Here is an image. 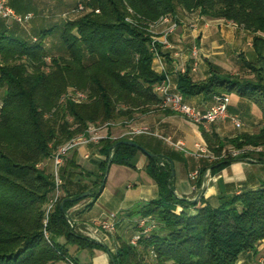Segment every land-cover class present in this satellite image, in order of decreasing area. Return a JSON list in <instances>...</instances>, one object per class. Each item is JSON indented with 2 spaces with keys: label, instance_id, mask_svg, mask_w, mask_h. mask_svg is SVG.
<instances>
[{
  "label": "trees",
  "instance_id": "1",
  "mask_svg": "<svg viewBox=\"0 0 264 264\" xmlns=\"http://www.w3.org/2000/svg\"><path fill=\"white\" fill-rule=\"evenodd\" d=\"M8 1L20 14L38 13L34 0ZM83 6L72 20L34 27L36 40L18 23L0 18V264H75L67 257V244L99 245L70 226L67 210L84 198H91L89 204L96 200L108 162L133 166L140 148L123 142L129 137L111 138L110 129L161 104L154 88L164 75L152 66L147 26L163 14L181 10L225 19L253 33L252 57L240 55L243 75L212 64L204 79L194 80L189 64L178 74L177 88L184 96L235 93L258 107L263 122L253 133L229 139L199 125L215 158L199 160L204 163L197 168L195 186L200 188L207 167L217 172L258 147L257 154L264 153V0H85ZM51 36L58 37L54 49L43 42ZM69 90L85 98L75 101L66 95ZM105 123H111L106 136L95 144L103 156L99 173L80 169L74 155L67 158L60 169L63 194L50 204L54 179L44 160L89 124ZM151 139L161 146L159 138ZM130 140L153 153L145 170L160 192L135 213L152 218L156 226L136 245L119 239L109 252L112 263L238 264L243 253L256 252L264 240V181L218 196L217 205L202 196L190 202L177 198L170 185L172 155L181 153L161 152L168 157L161 161L160 152L141 138ZM227 146L239 152L233 155ZM86 191L89 195L80 197ZM191 206L196 213H189Z\"/></svg>",
  "mask_w": 264,
  "mask_h": 264
},
{
  "label": "crops",
  "instance_id": "2",
  "mask_svg": "<svg viewBox=\"0 0 264 264\" xmlns=\"http://www.w3.org/2000/svg\"><path fill=\"white\" fill-rule=\"evenodd\" d=\"M34 3L36 5L35 0ZM4 21L8 24H12L11 22H13ZM186 35H191L193 40L197 39L201 45H203L204 50H206L200 62L199 69L195 72H190L194 80L204 79L210 64L230 74H238L232 73L229 70L233 65H238L237 69L239 71L243 68L241 57L239 56L240 54L234 58L236 54L234 50L240 45L243 46L245 42L244 38H246V59H250L253 55V33L232 21L202 17L199 21V29L197 31H191L185 26H182L168 38L169 41H172V47L168 49L161 48L163 52V65L170 76L172 87L176 90H178L176 80L180 73L176 68L180 66L181 63L188 64L189 61V55L187 53L178 52L186 46ZM175 52H178L179 55L175 56ZM152 66L157 73H161L162 63L153 59ZM228 96L229 114H243L244 118H246V121H243V126L235 127L230 119L226 118L211 124L205 130L208 132H215L221 139H229L243 132L253 133L263 125L260 111L253 102L238 95L235 100L231 98L230 94H228ZM184 98L190 105L199 109H205L213 104V95L205 96L199 94L187 97L184 96ZM115 126L110 129L112 135H115L112 131L113 128H116ZM139 126H147L152 131L160 135L170 136L174 139L173 141H178L182 144L181 148H179L165 143L159 138L161 140V146L158 147L151 141V137L158 139L155 135L145 134L144 137V135L141 134L143 136L140 137V134H138L133 136L134 138H141L143 143L151 148V150L159 151V158L161 161H168V157L161 152L169 153V151H173L181 153L180 156L174 153L173 155L171 154L173 157L171 163L174 168V176L170 177V185L177 198L192 199L196 196L198 190L203 187L200 196L209 204L217 205L218 196L239 192L245 186L256 188L264 181V153L258 155L256 150L251 151L248 156L232 161L217 172H211V169L207 167L202 175L201 186L198 189L193 181L197 176L191 178L190 174L197 170L199 165L204 163L203 160L200 162V159L207 158L208 162L212 160L204 155L197 157L192 154L196 152L200 145L206 146L207 148L206 141L200 131L199 125L188 121L181 114L164 108L159 104L143 114H137L133 121L123 127L124 130L127 131L130 128ZM104 129L107 131L106 128ZM228 147L229 146H227V149L229 151L233 150L231 146ZM158 148L160 150H158ZM72 155H74L75 163L78 164L80 169L93 172L94 175L99 173V163L103 159V156L97 152L94 143L72 149L67 153L65 162L66 159L70 158ZM86 155L87 157H85ZM134 159L133 169L137 171H146L145 167L148 155L140 150ZM85 163L88 164V166L85 167ZM46 165L47 170L50 172L52 167L49 158L45 163V166ZM111 165L112 164H110V166ZM84 181L89 183V180ZM136 184H138V186H136ZM105 186L106 181L100 195L91 204H89L91 201L89 197L86 202H77L67 210V214L74 225V230L100 245H92L90 248H83L78 247L76 244H67V257L73 260L75 264H112L109 252L115 251L119 239L127 241L137 228L136 223L140 216L135 212L150 200L156 199L160 192L156 181L151 178L147 180L145 184L127 183L125 200L115 197L112 202H108L106 199L105 202H101ZM113 191H115V189H113ZM199 197L196 201L190 202H198ZM196 211L197 210L192 206L189 208L190 214H194ZM110 213L117 214L116 231L114 233L103 232L94 224V222L106 218ZM58 240L61 243L64 242L63 238H59ZM256 256H260L261 260L264 258V240L257 246L256 252H246V262L248 263L249 260L253 261ZM52 264H67V262L60 260Z\"/></svg>",
  "mask_w": 264,
  "mask_h": 264
},
{
  "label": "built area",
  "instance_id": "3",
  "mask_svg": "<svg viewBox=\"0 0 264 264\" xmlns=\"http://www.w3.org/2000/svg\"><path fill=\"white\" fill-rule=\"evenodd\" d=\"M84 6L79 4L77 6L78 10L83 9ZM32 17V13L20 14L15 11V9L9 4L8 0H0V18L6 21H13L18 24L24 25L29 22ZM187 22L178 20L177 16H172L170 14L161 15L156 21L150 22L147 26V30L150 32L151 42L150 47L153 52V59L158 60L162 63L161 73L164 75L160 83H158L154 91L161 98V106L167 108L173 112L181 114L188 121L201 125L207 129L211 124L216 123L220 120L229 118L231 123L235 127H241L243 125L241 119L237 115L229 114L228 105H229V96L227 94H214L213 95V104L205 109H199L195 106L190 105L184 98V95L172 87L171 79L167 70L163 65L162 54L158 51V44L161 45V48H171L172 44L169 41V36L175 33L180 27L185 26L191 31H197L199 29V21L202 19L201 16H195L193 18H187ZM127 20H130L127 18ZM175 56L179 55L178 52H175ZM189 61L190 71L195 72L198 68V63L200 62V49L197 46L195 39L189 47ZM177 71L184 73L187 69V64H180ZM68 97L72 98L75 101H79L85 98V94L81 91H72L69 90L66 94ZM111 124V123H109ZM108 123L103 124L102 126H97L94 124H89L84 132H81L70 139L66 140L54 150L52 155L49 157L51 161V174L54 179V194L50 201V204L55 202L60 194V190L63 184L62 178L60 176V169L64 165L66 155L72 149H75L82 145H87L90 143H98V141L106 136L101 133L102 128H106ZM138 134H152L163 140L165 143L181 148L182 144L178 141H173L172 137L160 135L157 132L152 131L147 126L133 127L124 132V135L135 136ZM260 150L261 148H256ZM239 150L233 149L231 153L233 155L237 154ZM195 156H207L211 159L215 158L213 153H210L206 146H198L196 152L192 153ZM87 157V155L85 156ZM198 174V171L195 170L190 174L191 178H195ZM70 226L74 227L72 221H69ZM117 223V214L110 213L106 218H103L99 221L94 222V224L103 232L114 233L116 231ZM155 221L150 217H140L136 223V230L134 234L129 238V242L133 245L138 243V240L143 235L149 234L153 228H155ZM70 264H74L70 262Z\"/></svg>",
  "mask_w": 264,
  "mask_h": 264
},
{
  "label": "rangeland",
  "instance_id": "4",
  "mask_svg": "<svg viewBox=\"0 0 264 264\" xmlns=\"http://www.w3.org/2000/svg\"><path fill=\"white\" fill-rule=\"evenodd\" d=\"M84 1L85 0H35L38 13L33 14L32 21H29L28 23H26L24 25H21V24H14V25H17L19 28L24 30L29 38L36 40V37L33 33L34 27H39L43 24H47V25H50L53 23H59L60 24L66 20H72V19L80 16L81 12L77 11L76 8L79 4L84 5ZM176 16H177L178 20H182L183 22H187V20H189L187 18L195 17L191 13L188 15H185V13L181 10L176 14ZM185 38L187 40V42L185 44L186 46L184 48H182L181 50H179L178 52L188 54L189 47L193 43V38L191 37V35H189V36L186 35ZM244 39H245V42L243 43V46L240 45V46H238V48H235L234 51L236 52V54L234 55V58L237 57L238 54H240L246 58V38H244ZM195 41L197 43L198 48L200 49V55L199 56H200V62H201V60L203 59V54L206 53V50H204L203 45H201V43L197 39ZM43 42L45 43L46 48L54 49L53 46L58 42V37L57 36H51V37L44 39ZM170 42H172V41H170ZM229 59L232 60L231 58H229ZM47 60H49V58ZM200 62L198 63L197 69H199ZM237 66L238 65H233V67L229 71L232 73H238V74L243 75L244 74L243 71L242 70L239 71L237 69L238 68ZM230 95H231V98L233 100H235L237 95L235 93H231ZM237 116L241 119L242 123H243V121H246V118H244L243 114H237ZM123 126H124V123L116 124V126H115L116 128H113V130H112L115 133V135L111 134V138H118V137L125 136V137H129L131 139V137H133V136L124 135V132H126V131L124 130ZM121 127H123V128H121ZM104 132H105V129L103 127L101 130V133L104 134ZM172 140H174V139H172ZM46 161L47 160H44L43 164H45ZM132 163L134 164V161ZM84 165H85V167L88 166V164H86V163ZM45 167L47 169V165ZM151 178L152 177L147 173V171H137V170L133 169L132 166H129V165L112 163V165L110 166V168L108 170V174H107V178H106V186H105V190L103 191L104 192L102 195L103 197H101L102 198L101 202H105V199L108 202H112V201H114L115 197H118V198L125 200V196L127 193V191H126L127 190L126 189L127 183L145 184L146 181L151 179ZM136 186H138V184H136ZM113 189H115V191H113ZM62 194H63V191L61 188L59 197L62 196ZM59 197H58V199H59ZM86 201H87V198H84L79 202H86ZM127 241L129 242V239ZM151 256H153L152 253H151ZM238 264H264V258L261 260L260 256H256L253 261L249 260V262L247 263L246 262V252H245L240 256V258L238 260Z\"/></svg>",
  "mask_w": 264,
  "mask_h": 264
},
{
  "label": "water",
  "instance_id": "5",
  "mask_svg": "<svg viewBox=\"0 0 264 264\" xmlns=\"http://www.w3.org/2000/svg\"><path fill=\"white\" fill-rule=\"evenodd\" d=\"M123 142L126 143V144H129V145H133V146L139 147L140 150L143 151V152H144L146 155H148V156H151V155H152V154H151L150 152H148L146 149H144V148L138 146L134 141H132V140H130V139H129V140H124ZM109 167H110V162H108L107 165H106V167H105V170H104V176H103V183H105V181H106ZM173 176H174V168H173V164L171 163L170 177H173ZM202 191H203V187H201V188L198 190V192H197V194H196V196H195L194 198H192V199H186V200H188V201H196V199L200 196V194L202 193ZM87 195H89V192H88V191L82 193V194L80 195V197L83 198V197H86ZM112 264H114V263H112Z\"/></svg>",
  "mask_w": 264,
  "mask_h": 264
}]
</instances>
